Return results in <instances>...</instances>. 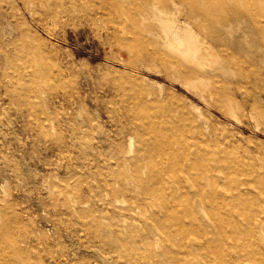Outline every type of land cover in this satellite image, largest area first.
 <instances>
[{
  "label": "bare ground",
  "instance_id": "bare-ground-1",
  "mask_svg": "<svg viewBox=\"0 0 264 264\" xmlns=\"http://www.w3.org/2000/svg\"><path fill=\"white\" fill-rule=\"evenodd\" d=\"M12 1L17 2L13 14L29 13L42 28L47 18L102 17L116 38L137 46L136 62L183 78L194 88H204L201 71L220 62L216 49L224 37L249 57L264 58V0ZM240 31L251 40L237 37ZM229 50L224 48L225 58H230ZM255 76L264 93V73ZM128 81L117 86L127 96L121 109L106 107L104 112L107 120L99 146L109 143L112 151L86 161L90 173L100 178L91 189L95 198L119 213L108 225L114 246L126 249V255H117L118 262L264 264V170L231 150L216 131H205L196 116L185 112L179 116L165 107L162 91L155 94L135 78ZM214 92L220 108L236 115L235 93ZM251 112L258 120L263 116L259 108ZM49 120L46 115L39 120L48 136ZM76 137L75 133L74 144ZM55 144L60 145L57 138ZM76 170L69 166L67 172ZM120 196L126 198L123 204ZM69 202V207H77V201ZM127 217L147 225L140 229ZM201 235L205 237L199 240ZM161 238L164 242L159 245ZM12 249L20 247L11 241L6 226L0 229V264H16ZM204 252L209 257L199 262ZM21 254L27 264H35L24 251Z\"/></svg>",
  "mask_w": 264,
  "mask_h": 264
},
{
  "label": "rangeland",
  "instance_id": "rangeland-1",
  "mask_svg": "<svg viewBox=\"0 0 264 264\" xmlns=\"http://www.w3.org/2000/svg\"><path fill=\"white\" fill-rule=\"evenodd\" d=\"M13 3L0 0V229L9 227L21 249L10 251L16 264H27L21 251L35 264H121L116 257L126 249L114 246L108 226L119 213L95 198L91 189L100 178L86 161L112 151L109 143L99 146L105 108L121 109L127 96L117 86L131 78L155 94L162 91L165 107L196 116L205 131H216L264 170V93L255 81V73H264V58L249 57L224 37L216 49L220 62L208 64L201 71L204 88H194L136 62L137 46L116 38L102 17L47 18L42 28L29 13L13 14ZM238 36L251 40L241 31ZM216 89L235 93L236 115L220 108ZM254 107L262 110L260 120L252 116ZM42 115L50 119L49 136L39 124ZM112 136L118 140L116 129ZM69 166L75 173L67 172ZM119 199L123 204L126 198ZM128 219L140 229L147 225ZM208 257L201 253L199 262Z\"/></svg>",
  "mask_w": 264,
  "mask_h": 264
}]
</instances>
